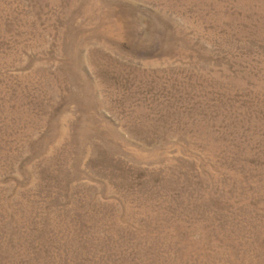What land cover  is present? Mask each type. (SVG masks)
Masks as SVG:
<instances>
[{
	"label": "rangeland",
	"instance_id": "1",
	"mask_svg": "<svg viewBox=\"0 0 264 264\" xmlns=\"http://www.w3.org/2000/svg\"><path fill=\"white\" fill-rule=\"evenodd\" d=\"M0 264H264V0H0Z\"/></svg>",
	"mask_w": 264,
	"mask_h": 264
}]
</instances>
